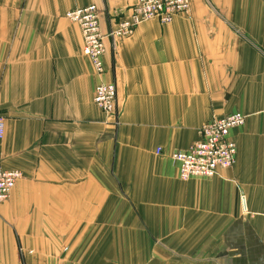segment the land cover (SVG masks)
Wrapping results in <instances>:
<instances>
[{
	"label": "crops",
	"instance_id": "crops-1",
	"mask_svg": "<svg viewBox=\"0 0 264 264\" xmlns=\"http://www.w3.org/2000/svg\"><path fill=\"white\" fill-rule=\"evenodd\" d=\"M137 1L0 0V156L23 173L0 264H264V0H191L106 39L116 124L66 13L95 4L107 32ZM236 111L235 165L181 179L173 154Z\"/></svg>",
	"mask_w": 264,
	"mask_h": 264
},
{
	"label": "built area",
	"instance_id": "built-area-1",
	"mask_svg": "<svg viewBox=\"0 0 264 264\" xmlns=\"http://www.w3.org/2000/svg\"><path fill=\"white\" fill-rule=\"evenodd\" d=\"M191 11V0H138L124 15L105 32L101 21V12L97 5L90 4L70 10L66 16L77 22L84 38V54L90 58L97 76L101 78L94 91L95 104L106 114L115 118L119 124L117 109V86L106 81L105 54L106 39L113 41L132 36L142 23L156 19L162 24L170 23L175 17ZM247 116L236 111L223 116H213L203 123L199 130V139L187 150L173 154L179 165L181 179L213 178L220 171L232 168L236 163L237 144L231 137L233 129L245 124ZM5 116L0 113V137L3 136ZM162 153V148H157ZM23 173L20 170H7L0 156V203L11 196L17 181Z\"/></svg>",
	"mask_w": 264,
	"mask_h": 264
}]
</instances>
